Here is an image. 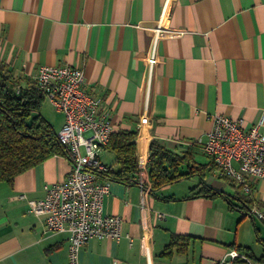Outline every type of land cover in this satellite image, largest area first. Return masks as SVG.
I'll return each instance as SVG.
<instances>
[{
	"label": "crops",
	"instance_id": "0c3cea01",
	"mask_svg": "<svg viewBox=\"0 0 264 264\" xmlns=\"http://www.w3.org/2000/svg\"><path fill=\"white\" fill-rule=\"evenodd\" d=\"M65 64L83 70L84 90L101 98L116 134L136 133L135 159L156 140L196 170L148 192L143 215L138 184L99 176L110 182L102 213L121 217L123 235L93 238L80 263L167 264L197 254L199 264H215L236 248L264 264L254 252L257 243L264 251L257 225L264 227V181L250 178L253 191L244 193L217 178L212 159L193 143L206 140L211 115L249 128L264 110V0H0V83L23 86L40 66ZM44 116L61 129L62 114ZM98 157L107 169L121 165L111 147ZM69 169L55 155L11 184L0 182V264H68L67 233L49 232L27 200L43 197ZM190 178L198 181L187 184ZM198 184L217 194L199 196ZM247 219L254 244L240 239Z\"/></svg>",
	"mask_w": 264,
	"mask_h": 264
},
{
	"label": "built area",
	"instance_id": "2783aa9c",
	"mask_svg": "<svg viewBox=\"0 0 264 264\" xmlns=\"http://www.w3.org/2000/svg\"><path fill=\"white\" fill-rule=\"evenodd\" d=\"M34 82L54 110L64 117L57 137L68 153L70 169L65 180L48 187L43 197L27 200L28 211L43 216L49 232H66L68 264H81V250L93 238L116 242L123 235L121 217L102 213L110 182L99 181L100 173L107 168L100 162L98 153L109 143L114 127L101 98L84 90L81 68L66 64L40 66ZM209 121L206 140L196 139L193 143L201 144L203 152L212 159L218 177L231 180L250 195L253 190L249 179L264 181V133L260 131L264 126V110L249 128L242 120L220 114L211 115ZM140 139L138 136L136 142ZM148 162L147 154L137 153L135 182L141 188L142 215L147 209L145 198L150 189ZM257 216L263 219L262 214ZM215 264L262 262L231 248Z\"/></svg>",
	"mask_w": 264,
	"mask_h": 264
},
{
	"label": "trees",
	"instance_id": "16d2710c",
	"mask_svg": "<svg viewBox=\"0 0 264 264\" xmlns=\"http://www.w3.org/2000/svg\"><path fill=\"white\" fill-rule=\"evenodd\" d=\"M0 83V182L11 184L14 178L38 165L47 158L60 155L68 158V153L59 142L53 125L41 114L45 100L34 80L25 85L8 84L7 79ZM18 88V91H16ZM135 132H112L109 143L104 148H113L121 162L117 171L106 169L99 176L124 184L136 183L137 166L135 159ZM149 192L172 184L181 178H189L196 170L192 169L185 155H178L153 140L148 148ZM185 164L187 171H181ZM215 168L213 162L210 171ZM201 182L203 174L200 173ZM203 184V183H202ZM200 186L199 196H213V189ZM243 205L250 202L240 198ZM246 206V205H245Z\"/></svg>",
	"mask_w": 264,
	"mask_h": 264
},
{
	"label": "rangeland",
	"instance_id": "374dc122",
	"mask_svg": "<svg viewBox=\"0 0 264 264\" xmlns=\"http://www.w3.org/2000/svg\"><path fill=\"white\" fill-rule=\"evenodd\" d=\"M53 111H54V109L51 107L50 103L45 99L43 104H42V106H41V108H40L41 114L44 116L45 114L47 115V114H49V113H51ZM217 178H220V177H217ZM220 179H223V178H220ZM227 180H229V179H227ZM184 181H186L187 184H193V183H195L198 180H196L194 178H190V179H187V180H184ZM218 182H220V181H218ZM235 185H233L234 186L233 188L238 189L236 187L237 185L236 186ZM257 225L259 226V228H261L260 231L262 233V236H264V227L261 225V222L257 221ZM239 235H240V239H241L242 242L243 241L244 242L245 241H249L248 243H253L254 244V242H255L254 226L250 223V221L248 219H247V221L244 222V225H243L242 229L239 231ZM255 247H257V250L254 251L256 255H261L262 253L264 254V251L262 250V246L259 243H257V245ZM175 256L173 257V259L167 260L166 263L167 264H179V263L199 264L197 262V260H198V257H196L197 254L194 256V260L192 259V256L190 254L187 257L181 256V257H176L175 258Z\"/></svg>",
	"mask_w": 264,
	"mask_h": 264
}]
</instances>
